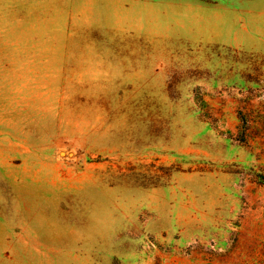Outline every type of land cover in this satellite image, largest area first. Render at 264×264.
I'll return each mask as SVG.
<instances>
[{"label":"rangeland","instance_id":"1","mask_svg":"<svg viewBox=\"0 0 264 264\" xmlns=\"http://www.w3.org/2000/svg\"><path fill=\"white\" fill-rule=\"evenodd\" d=\"M264 0H0V264H264Z\"/></svg>","mask_w":264,"mask_h":264},{"label":"trees","instance_id":"2","mask_svg":"<svg viewBox=\"0 0 264 264\" xmlns=\"http://www.w3.org/2000/svg\"><path fill=\"white\" fill-rule=\"evenodd\" d=\"M264 178V177H263Z\"/></svg>","mask_w":264,"mask_h":264}]
</instances>
